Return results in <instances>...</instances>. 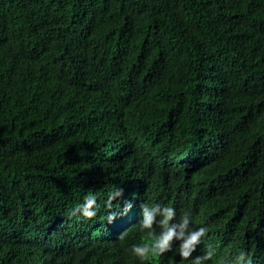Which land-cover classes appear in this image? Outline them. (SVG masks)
Returning a JSON list of instances; mask_svg holds the SVG:
<instances>
[{
    "label": "trees",
    "instance_id": "16d2710c",
    "mask_svg": "<svg viewBox=\"0 0 264 264\" xmlns=\"http://www.w3.org/2000/svg\"><path fill=\"white\" fill-rule=\"evenodd\" d=\"M143 203L264 264V0H0V264H193Z\"/></svg>",
    "mask_w": 264,
    "mask_h": 264
},
{
    "label": "clouds",
    "instance_id": "9594fccd",
    "mask_svg": "<svg viewBox=\"0 0 264 264\" xmlns=\"http://www.w3.org/2000/svg\"><path fill=\"white\" fill-rule=\"evenodd\" d=\"M124 189L115 187L109 191L105 205L108 208L112 207V201L123 196ZM97 195L94 192H89L84 196L80 203L73 211V214H79L83 218H91L96 216ZM133 207L131 201L123 203L122 208L118 211L109 212L107 219L109 222L114 221L117 216L126 215ZM141 214L138 220L139 230L146 232L151 238V242L132 243L127 249L130 254L140 261H146L155 255L164 253L170 250L173 246V241L178 242L179 255L182 258L192 257L193 264H206L210 258L215 255V249L208 246V250L200 255L192 256L197 245L202 242V237L205 236L207 228L205 226H193L192 216L190 211H184L180 214L178 220L176 208L168 204H147L140 205ZM159 231H156V227ZM230 264H248L247 253L239 252L230 262Z\"/></svg>",
    "mask_w": 264,
    "mask_h": 264
}]
</instances>
